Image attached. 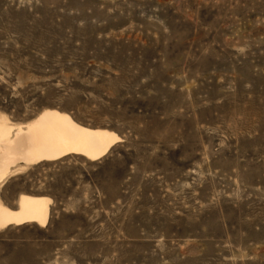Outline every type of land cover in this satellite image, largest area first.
<instances>
[{"label":"rangeland","instance_id":"obj_1","mask_svg":"<svg viewBox=\"0 0 264 264\" xmlns=\"http://www.w3.org/2000/svg\"><path fill=\"white\" fill-rule=\"evenodd\" d=\"M114 131L0 182L51 199L0 264H264V0H0V114Z\"/></svg>","mask_w":264,"mask_h":264},{"label":"bare ground","instance_id":"obj_2","mask_svg":"<svg viewBox=\"0 0 264 264\" xmlns=\"http://www.w3.org/2000/svg\"><path fill=\"white\" fill-rule=\"evenodd\" d=\"M119 140L114 131L82 125L70 114L57 109H44L20 125L10 124L0 114V182L30 164L70 154L97 160ZM50 202L45 196L19 194L13 209L0 198V229L27 223L44 227Z\"/></svg>","mask_w":264,"mask_h":264}]
</instances>
